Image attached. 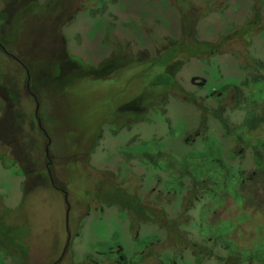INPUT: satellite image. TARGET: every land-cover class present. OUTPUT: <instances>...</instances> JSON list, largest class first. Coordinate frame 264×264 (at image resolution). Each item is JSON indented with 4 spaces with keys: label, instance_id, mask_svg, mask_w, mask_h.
I'll return each instance as SVG.
<instances>
[{
    "label": "rangeland",
    "instance_id": "rangeland-1",
    "mask_svg": "<svg viewBox=\"0 0 264 264\" xmlns=\"http://www.w3.org/2000/svg\"><path fill=\"white\" fill-rule=\"evenodd\" d=\"M31 1L34 0H0V83L8 79V83L15 84L12 77L20 82L24 78V68L16 59H9L7 52L38 67L42 80L32 81V90L40 96V123L51 140V173L66 194L51 186L47 174L41 175L47 173L43 159L39 163L41 172H34L25 184L23 165L16 158L19 154L15 152V157L13 151L6 149L9 144L5 143L10 140L0 138V218L6 225L26 224L25 229L19 228L18 235L27 232V264H87L89 257L96 254L108 255V259L103 258L108 264L116 262L121 252L131 253L148 242L147 225L137 239L131 237L123 211L119 214L116 205L108 204V197L116 198L111 193L118 185L133 187L142 201L147 196L146 166L133 160L130 167L122 164L125 156L116 150L117 145H126L131 139L130 145L138 147L137 140H149L154 133L174 144L189 136L195 142L191 146L183 144L177 151L186 154L188 149L204 148V153L190 151L186 155L200 168L213 167V163L230 172L240 167L248 173L255 168L256 148L242 147L227 131L239 123L243 112L230 111L231 92L225 95L221 91L225 85L235 84V77L242 80L264 61V0ZM65 46L68 59L63 52ZM249 58L255 60L250 61L252 68L243 69L241 66ZM106 60L107 65L103 66ZM108 64L120 66L106 75ZM167 66L175 71L173 79L170 72L174 71L168 72ZM92 68L97 70V76L94 70L92 74L85 73ZM202 78L206 82L197 91ZM161 81L174 84L162 89ZM194 91L197 100L191 102ZM212 92L225 106V128L214 116L217 100L205 96ZM21 95L24 108L33 110L25 90ZM137 95L141 98L132 109L120 112L119 108ZM0 104L10 105L2 97ZM146 105L142 119L133 122V109ZM160 111L165 115L162 119L157 115ZM166 117L168 123L164 122ZM179 124L183 126L181 135L168 137L173 131V136L178 134ZM5 130L0 123V135ZM197 132L201 135L197 136ZM205 134L210 136L206 138ZM137 135L143 137L137 139ZM259 135L264 137V133ZM235 148L243 154L229 157ZM29 149L28 144L23 156L28 158ZM149 149L163 153L159 156L162 163L175 158L165 144L153 143ZM230 172L221 182L225 188L221 190L223 186L215 183V190L206 192L201 201L193 200L191 195L202 183L203 174L193 178L186 173L185 190L182 189L178 201L169 204L163 196L153 204L169 220L180 211L181 198L195 201L194 208L187 211L191 217L187 230H175L179 237H174L170 230L167 236L160 233L162 243L155 245L156 252L165 249L171 255L178 249L183 256L193 259L197 252L193 244L206 238L232 243L237 239L239 245L248 248L264 240V217L260 219L264 215V194H257L256 199H261L258 210L244 198L239 204L234 198L239 197L240 191ZM154 185L155 181H151ZM199 194L201 191L195 195ZM227 194L235 203L226 202ZM124 195L122 200L137 206L135 197ZM214 222L225 230L220 235L212 233L217 226ZM69 236L71 247L58 260ZM219 252L226 250L218 247L214 255L221 256ZM144 259L139 264L157 263L156 258H147L145 262ZM204 261L223 264L212 256ZM4 263L8 264L9 259Z\"/></svg>",
    "mask_w": 264,
    "mask_h": 264
},
{
    "label": "trees",
    "instance_id": "trees-1",
    "mask_svg": "<svg viewBox=\"0 0 264 264\" xmlns=\"http://www.w3.org/2000/svg\"><path fill=\"white\" fill-rule=\"evenodd\" d=\"M65 49L66 48L63 49L64 56L68 59V54ZM210 50L211 52L214 51V49ZM201 53H203V51H201ZM6 56H8V58L12 60L16 59L19 64L24 68L27 75L23 71L24 78L21 80V82L12 77V79L16 82L15 84L8 83V79H4V82L0 83V97H2V100L9 101L10 103V105L4 107L2 104H0V111H2V116H4L0 117V123L6 129L5 134L0 135V138H2L3 140H10V142L5 143L9 144L6 149L13 151L14 156L15 152H17V155L19 154L18 157H15L23 165V182H25V184H27L29 178L34 175V172H41L39 170V163L41 159H43L45 161V168L47 173L41 175L47 174L51 186L56 190H61L64 194H66L65 189L60 188L56 184V181L54 180V177L51 173V162H49L53 160V158L50 157L51 154L53 155V152L49 149L51 140L47 137L46 131L43 128L42 123H40L41 120L39 116L38 100L34 95V91L32 90V81L37 82L42 79L40 77L38 67L34 66L31 61L27 60V62H23L20 59L14 57L13 54H10L8 52ZM250 61L254 62L255 60L254 58H251V60L250 58L245 59L244 65H242L241 67L243 69L252 68L250 67ZM204 62H209V59H205ZM106 65L107 60L103 63V66ZM108 66L109 69L108 71H106V75H109L120 65L118 66V64H108ZM170 69H173V67H166V70L168 72H170ZM92 70H94V75L97 76V70L93 68L85 70V73L92 74ZM250 73L251 74L248 73V75L242 80L234 76L236 78L235 84L231 86L225 85L221 91L224 92L225 95H228L229 92H231L230 111L236 110L243 112V116L240 119L239 123L235 125L232 129H228V133L233 135L234 140L237 141L238 144H240L242 147L245 148L246 146H249L250 148H256V151L253 153L255 168L249 171L248 173H245L244 169L240 167H238L239 171L237 169H234V172H230V169H222L221 167H217L215 163H213V167L212 165H207L206 167L200 168L201 165L199 163H194V161L192 162L190 161V159L186 158V155H188L190 151L198 152V149H188L186 154L177 151L179 150L178 147L182 146L183 144L191 146L195 142L194 139L191 140L189 136H183L182 141L180 140L179 143L174 144L169 140L166 141L167 139L164 136H160L157 133H154L151 136V139L149 140L143 139L141 138L143 136L137 135L135 136L137 139L141 138L140 140H137L139 142L138 147H136V145H130L132 139L128 141L126 145H117L116 150L119 155L125 156V159L123 160L122 164L126 163L129 165L128 167H130V164L133 160L135 162L137 161L139 165L146 166L145 171L147 172L149 177L147 178L148 186H145L147 196H145L142 201L140 197L135 194L136 191L133 187L127 188L113 182L114 185H118L115 190L111 193L112 197H114V195L116 194V198L111 199L108 197V204L116 205L118 207L117 209L119 214V211H123L124 215L122 216V218H127L124 220H127L128 232L130 233L131 237L137 239L139 231H141L142 227L146 225L148 226L147 232L150 233H145L147 234L148 242L142 248L127 254L121 252L118 256L119 259L116 262H108V264H139L143 260V258H145L144 262L147 258H156L157 263L155 264H205L204 259H207L211 256L222 260L223 264L225 262H227L228 264H264V240L261 243L255 244V246H251L248 248L247 245H239L237 239H235L234 243H232L228 242L227 240L218 239L215 237H210L208 239L206 238L205 240L203 239L193 244L194 250H197L196 255L194 252L193 259H189L183 256L178 249H176L175 252H173V254L171 255H167V251L165 249L159 252L155 251V245L162 243L160 233H164L165 236H167V233L170 230L174 237H179V233L175 232V230H187V221L190 217V214L188 215L187 211L194 208L195 201H199L202 197H204L206 192H213L217 184L220 187L223 186V188L221 189L223 190L225 186L221 182L225 180L226 174H229V172L232 177H234L235 182L237 183L236 185L239 188L238 190L240 191L239 197L234 198V200L239 204H242L244 198L245 200L252 203V206L256 210L260 208L261 199L259 198L260 200H257V194H264V163L262 162V160L264 159V137H260L259 135L264 133V61L257 65V67H253ZM80 74L83 75L84 73L81 72ZM170 74L173 79L175 71L170 72ZM30 77H33V79L31 80ZM200 82L202 84H199V89H197V91L202 90L206 79L202 78ZM161 84L163 86L162 89L164 87L168 88L169 86L174 84V81L171 84L164 83L163 81H161ZM7 85L10 87H7ZM242 87H244L243 90ZM177 88L181 90L179 86ZM23 90H25L27 97L33 103H35V111L24 108V106L26 105L23 104L21 95ZM140 94L141 92L138 95ZM143 94L145 95L146 93ZM137 96H135L134 99L125 102L126 104L124 103L119 108L120 112H129L127 109L129 107L132 109V105L136 101L140 100L141 97ZM205 96L207 98H214L217 100L218 105L214 110V116L220 121L221 126H223L224 128L227 127L225 118L222 115L225 106L220 103L219 97L215 95L214 92H212V94H205ZM190 98L191 102L197 100L195 91L191 93ZM143 109L147 110V105L143 108L133 109V122H139L140 119H142V113L144 111ZM157 115L160 119L165 116L163 111L158 112ZM164 122L168 123L167 117L165 118ZM203 124L205 126L207 125L206 123ZM178 128V134L176 136H173L175 131H173V129L169 126V131H173V133L168 137H179L183 130V126L179 124ZM198 132L197 136H200L201 134H199ZM205 135L206 138L210 136L209 134ZM38 136L41 138V140H38ZM206 138L204 139V142ZM153 143L165 144L166 146H168V148H171V151L175 153V158H169V162L167 164L162 163L159 160V156H162L163 153L160 152V150L154 151V149H149V147ZM28 144L30 145V148L32 150L29 149V156L27 158L26 156H23V154ZM35 148L36 151H34ZM91 148L92 151L95 149L94 146ZM203 149H201L199 153H204L205 150ZM220 153L222 157V150L220 151ZM242 154L243 153L241 150L235 148L234 151L232 150L229 153V157L238 158ZM177 157H179L180 159H177ZM222 159L225 162L223 157ZM141 160H145L146 163H142ZM225 164L230 165V163ZM119 166L121 167V169H123L121 163H119ZM26 170L29 171V173ZM158 172L160 173L158 174ZM163 172L165 173L164 176L161 175ZM186 173L190 174V176H192L193 178H196L197 175L203 174V181L202 183H200V186H198V188L192 191L193 195L191 196L195 198L193 199L195 201L189 200V197L184 199L181 198L179 202L181 204L180 211L176 215L173 214L168 220L164 216V214H161L160 211L153 204L158 203L157 201H159L163 196L166 197V201L169 204L175 202L176 200L178 201V199L183 193V182ZM141 181L143 184V176H141ZM151 181H155L154 186H151ZM174 183L176 184V187L173 186ZM215 183L217 184L214 185ZM161 190H164L165 192H160ZM200 191L201 194H199V196L195 195ZM250 192H252L251 195ZM124 194H128L135 197V202L137 203V206L133 203L127 202L126 200H122L125 199ZM225 196L227 203H229V200H231V204L235 203L231 195L227 194ZM253 200L257 201L254 202ZM175 204L173 207H175ZM202 207L205 206L202 205ZM255 214L256 212L253 211L251 213V216L254 217ZM263 217L264 215H262L260 219L262 220ZM232 219L234 220L235 218L233 217ZM0 223L3 225H0V264H5L4 262L6 259H9L8 264H27L30 255L25 240L27 232L25 233V231L23 230L24 233L18 235L20 233L19 228L25 229L26 224L16 225L14 223H8V225H6V223L3 222L1 218ZM220 223H222V221H220ZM213 225L217 226L216 229L212 231V233H217L220 235L225 231L223 230V227L221 225H218L216 222H214ZM66 240L67 242L65 243L63 253L60 255L58 260L63 259L66 256L65 254L69 249V246L71 247L72 236H69ZM218 247H222L226 250L225 253L219 252L221 256L214 255L216 254L215 249ZM119 249L123 248L119 246ZM142 252H144L145 254H141ZM103 258L108 259V255L96 254L92 257H89L86 262H89L87 264H105ZM52 264H57V262H53Z\"/></svg>",
    "mask_w": 264,
    "mask_h": 264
},
{
    "label": "clouds",
    "instance_id": "clouds-1",
    "mask_svg": "<svg viewBox=\"0 0 264 264\" xmlns=\"http://www.w3.org/2000/svg\"><path fill=\"white\" fill-rule=\"evenodd\" d=\"M27 1H30V0H27ZM34 1H38V0H34ZM34 1H31L32 3H34ZM78 2H79V0H78ZM75 14V13H74ZM65 48H66V46H65ZM63 49H64V47H63ZM66 50V49H65ZM40 80H42V79H40ZM39 80V81H40ZM38 82V81H37ZM45 83H47L46 81H45ZM33 85V84H32ZM34 91V90H33ZM34 95L36 96V98H37V100H38V95L35 93V91H34ZM35 107H36V105H35V103H33V111H35ZM38 107H40V104H39V101H38ZM1 113H2V111H1ZM3 114H1L0 116H2ZM27 171V170H26ZM28 173H29V171H27Z\"/></svg>",
    "mask_w": 264,
    "mask_h": 264
},
{
    "label": "crops",
    "instance_id": "crops-1",
    "mask_svg": "<svg viewBox=\"0 0 264 264\" xmlns=\"http://www.w3.org/2000/svg\"><path fill=\"white\" fill-rule=\"evenodd\" d=\"M46 81V80H45ZM38 101H39V104L41 105V100H40V96H39V99H38Z\"/></svg>",
    "mask_w": 264,
    "mask_h": 264
}]
</instances>
